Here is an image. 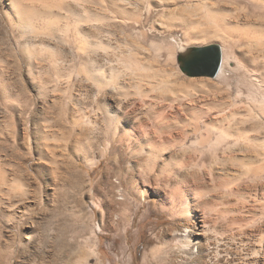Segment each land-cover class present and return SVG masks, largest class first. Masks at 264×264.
Returning a JSON list of instances; mask_svg holds the SVG:
<instances>
[{
	"label": "rangeland",
	"instance_id": "374dc122",
	"mask_svg": "<svg viewBox=\"0 0 264 264\" xmlns=\"http://www.w3.org/2000/svg\"><path fill=\"white\" fill-rule=\"evenodd\" d=\"M131 25L140 42L148 35L144 59L157 62L176 89L106 90L104 99L91 84L50 83L41 94L16 44L5 43L13 34L0 6V50L8 58L0 67L12 83L0 89V264H264V147L209 127L219 107H206L228 98L264 124V81L247 63L264 26L233 54L223 39L210 42L227 57L224 82L182 70V29ZM45 76L52 79L53 69ZM206 77L213 83H200ZM125 96L142 125L115 135L112 123L106 136L107 109L117 110ZM263 129L251 135L264 136ZM149 134L173 147L142 149L139 139Z\"/></svg>",
	"mask_w": 264,
	"mask_h": 264
},
{
	"label": "bare ground",
	"instance_id": "6f19581e",
	"mask_svg": "<svg viewBox=\"0 0 264 264\" xmlns=\"http://www.w3.org/2000/svg\"><path fill=\"white\" fill-rule=\"evenodd\" d=\"M0 6L3 18L13 34L5 43L16 44L27 65L28 81L41 94L50 83L55 88L86 87L91 84L104 99L108 96L106 90H111L116 95L123 94V90L130 87H137L142 92L162 89L164 93L176 89L172 83L174 81L165 75L164 69L157 62L144 59L149 50L142 41H146L148 35L142 33L140 42V37L134 38L137 34L133 32L135 35L132 36V32H128L130 23L134 27L133 24L142 26L145 22H150L152 28L162 31L163 28L182 29L188 42L185 45L182 43L180 47L181 57L189 56L194 47L213 44L210 42L217 40L215 38L223 39L228 52L233 54L240 40L246 39L252 43L250 36L253 27L264 26V0H0ZM233 35L238 38L235 39ZM124 43L133 48L124 46ZM251 43L247 46L252 48ZM255 47L257 52L247 63L258 71L262 79L260 81H264V40L259 39ZM67 52L71 53V59L66 58ZM131 57L135 58V62H131ZM226 59L222 47V63L216 77L222 75L224 82L228 79L224 74L227 71ZM7 60L0 50V66ZM240 66L245 67L241 62ZM47 67L53 69L52 79L45 76ZM3 72L4 68L0 67V89L4 85L6 88L12 87L11 80L5 78ZM204 78H199L200 83H205L206 86L213 83L207 77L208 81ZM191 81L192 84L194 80ZM160 95L161 93L152 96L157 98ZM6 96L14 98V94L8 91ZM214 101L215 99L213 104L208 102L211 104H206V107L208 111L219 107V116L218 119L212 118L209 121V127L223 128L234 136L264 147V136L251 135L252 131L261 133L260 128L264 124L260 119L263 117H248V112L244 113L239 103L228 98H223L221 103L216 99L217 104ZM129 104L128 97L125 96L117 110L113 107L107 109L109 117L105 128L101 129L106 136L110 135L112 123L116 124L115 135L119 133L118 128L121 126L142 125L138 117H133L128 112ZM148 106L152 107L153 103ZM99 109L102 107L99 106ZM115 112L118 114L114 115ZM249 123L250 128L247 127ZM154 137V134L140 137L139 146L153 151L160 147H173L167 140H163L165 137L162 136L161 143Z\"/></svg>",
	"mask_w": 264,
	"mask_h": 264
},
{
	"label": "water",
	"instance_id": "95a60500",
	"mask_svg": "<svg viewBox=\"0 0 264 264\" xmlns=\"http://www.w3.org/2000/svg\"><path fill=\"white\" fill-rule=\"evenodd\" d=\"M182 70L190 75L216 76L221 68L222 47L213 43L194 47L187 57H181Z\"/></svg>",
	"mask_w": 264,
	"mask_h": 264
}]
</instances>
